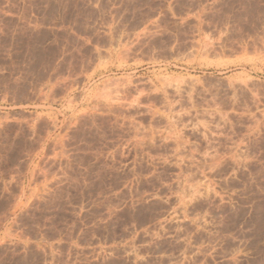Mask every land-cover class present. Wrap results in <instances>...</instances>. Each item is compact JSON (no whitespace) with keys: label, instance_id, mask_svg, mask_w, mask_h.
Listing matches in <instances>:
<instances>
[{"label":"rangeland","instance_id":"rangeland-1","mask_svg":"<svg viewBox=\"0 0 264 264\" xmlns=\"http://www.w3.org/2000/svg\"><path fill=\"white\" fill-rule=\"evenodd\" d=\"M0 264H264V0H0Z\"/></svg>","mask_w":264,"mask_h":264}]
</instances>
